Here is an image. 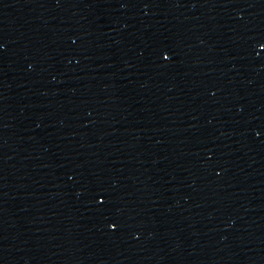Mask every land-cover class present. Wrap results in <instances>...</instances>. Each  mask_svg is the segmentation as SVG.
<instances>
[{"label": "water", "instance_id": "water-1", "mask_svg": "<svg viewBox=\"0 0 264 264\" xmlns=\"http://www.w3.org/2000/svg\"><path fill=\"white\" fill-rule=\"evenodd\" d=\"M261 44L264 0H0V264H264Z\"/></svg>", "mask_w": 264, "mask_h": 264}, {"label": "snow or ice", "instance_id": "snow-or-ice-1", "mask_svg": "<svg viewBox=\"0 0 264 264\" xmlns=\"http://www.w3.org/2000/svg\"><path fill=\"white\" fill-rule=\"evenodd\" d=\"M260 47L264 48V44H261ZM162 57L164 60H168L170 58L169 54L167 52L162 53ZM257 135H259V133H257ZM100 202L103 203V197H101ZM110 227L115 228L116 225L111 224Z\"/></svg>", "mask_w": 264, "mask_h": 264}]
</instances>
